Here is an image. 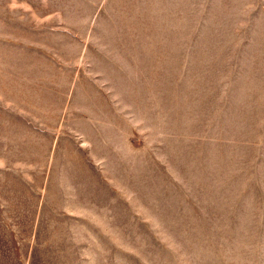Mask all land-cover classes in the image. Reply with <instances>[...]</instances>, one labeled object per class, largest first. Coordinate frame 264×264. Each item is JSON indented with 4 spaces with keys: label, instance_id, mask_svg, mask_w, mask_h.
Masks as SVG:
<instances>
[{
    "label": "rangeland",
    "instance_id": "374dc122",
    "mask_svg": "<svg viewBox=\"0 0 264 264\" xmlns=\"http://www.w3.org/2000/svg\"><path fill=\"white\" fill-rule=\"evenodd\" d=\"M0 264H264V0H0Z\"/></svg>",
    "mask_w": 264,
    "mask_h": 264
}]
</instances>
